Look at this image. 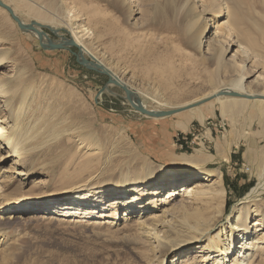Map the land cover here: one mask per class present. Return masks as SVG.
<instances>
[{
    "label": "rangeland",
    "instance_id": "374dc122",
    "mask_svg": "<svg viewBox=\"0 0 264 264\" xmlns=\"http://www.w3.org/2000/svg\"><path fill=\"white\" fill-rule=\"evenodd\" d=\"M5 1L24 21L35 19L59 30L57 35L41 28L52 39L75 36L83 41L104 65L129 79L147 104L159 99L183 107L215 85L243 76L245 84L252 83L257 76L255 54L264 49V0ZM216 18L231 22V38L223 29L203 34ZM82 25L89 30L85 36L79 33ZM0 30L3 47L11 50L0 75L20 67L50 92L63 86L74 112H80L81 125V135H65L64 151L59 144L48 148L52 154L43 168L29 177L18 176L0 193V209L21 199H38L40 204L0 222V264H152L153 253L133 220L63 216L51 207H63L71 193L81 191L87 194V204H77L93 205L94 200L98 208L112 209L115 197L122 196L117 191H122L121 172L126 167L186 173L197 165L222 171L224 201L215 199L205 207L207 212H231L255 186L264 157V131L247 108L221 110L214 105L213 116L204 122L195 120L186 131L171 133L162 123L176 117L140 114L116 85L109 88L113 92L100 93L109 77L80 63L74 54L78 48H42L38 37L21 30L1 6ZM232 38L247 45L248 56H232L237 48L229 45ZM221 55L223 64L218 67ZM174 181L177 186L170 187L171 180H165L161 194L169 198L171 188L183 189L179 187L183 182ZM174 195V200L180 198L179 193Z\"/></svg>",
    "mask_w": 264,
    "mask_h": 264
},
{
    "label": "bare ground",
    "instance_id": "6f19581e",
    "mask_svg": "<svg viewBox=\"0 0 264 264\" xmlns=\"http://www.w3.org/2000/svg\"><path fill=\"white\" fill-rule=\"evenodd\" d=\"M4 4L13 10L23 24L30 25L33 22L41 24L35 19L30 23L24 21L12 5L0 0V6L6 9L12 18L11 12ZM216 19L213 26H206L203 34L209 33L211 28L216 29L213 33L223 29L231 38L232 31L229 28V26L233 27L231 22L220 23L218 18ZM38 27L42 30V27ZM50 27L57 30L53 26ZM21 30L38 37L34 31L23 28ZM79 31L84 36L89 32L84 25ZM70 38L79 45L82 59L89 61L90 56L92 58V61H89L90 66L102 69L103 73L105 72L112 79L106 91L113 92L109 89L113 85L123 88L124 91L128 90L130 96H127L125 91L127 101L144 116L157 119L166 116L176 117L171 121L174 128L186 131L193 121L204 122L207 117L213 116L214 105L221 110L238 108L242 111L247 108L250 118L257 119L264 131V49L257 50L255 54L253 67L257 76L254 82L245 84L244 76L227 81L223 85H215L192 103L179 107L170 106L159 99H154L148 104L144 103L129 79H124L112 66L104 65L89 51L83 41L76 40L75 36ZM3 39L0 30V69L10 62L11 50L3 47L5 44ZM209 39L205 41L208 42ZM44 41L48 43L49 39L45 37ZM229 45L237 46L232 56L249 55L250 50L244 43L232 38V43ZM216 63L218 67L222 66V55L218 56ZM239 66L245 68L242 63ZM51 91L38 85L20 67H16L12 73L0 75V193L18 176L29 177L36 170L43 168L47 158L52 154L48 148L52 149L54 145L59 144L64 151L65 135L70 137L75 134L81 135L80 112H74L71 101L66 98L69 90H65L60 85L58 89ZM139 108H142V111ZM229 121L234 123L232 118ZM181 158L186 163L192 162L189 157ZM196 159L200 160L198 157ZM260 164L262 165L255 186L227 214L224 210L213 212L205 210V207L215 199L224 201L226 190L222 171L217 169L206 171L197 165L186 173H176L168 168L155 170L148 167L144 169L126 167L121 172L122 191L121 193L117 191V194L123 197H115L116 205L110 210L98 208L94 200L91 201L93 205L77 204L83 201L87 204V194L81 191L71 193L63 207H51L63 216L78 215L95 218L105 216L111 218L110 222L119 217L120 220H133L144 242L153 253L152 264H198L199 260L202 264H264V204L262 203L264 157ZM167 178L172 182L166 183L171 185L170 187L177 186L174 184V178L183 182L178 185L183 188L178 192L176 189H170L169 198L161 194L166 188L163 183L168 180ZM161 189L163 190L160 191ZM96 192L100 193L101 190ZM176 193L180 194V198L174 200ZM46 201L50 203L51 199ZM39 205L38 199L15 201L0 209V222L19 216L14 215L18 210H27L30 206ZM120 205H122V214L119 213ZM157 206L161 208L156 210ZM151 208L153 212H150ZM131 212L134 216L129 217ZM225 214L226 223L223 222ZM252 222L254 224L251 225Z\"/></svg>",
    "mask_w": 264,
    "mask_h": 264
},
{
    "label": "water",
    "instance_id": "95a60500",
    "mask_svg": "<svg viewBox=\"0 0 264 264\" xmlns=\"http://www.w3.org/2000/svg\"><path fill=\"white\" fill-rule=\"evenodd\" d=\"M5 6L11 12L13 18L19 23L21 28L31 30V31H34L35 33H37L38 39H39V42H40V45L42 48L47 49V50H50V49L56 50V49H66V48L69 49L71 47H76V48H78V50H80L79 45L74 40H72L70 37L61 36V40L59 39L60 41L56 40L57 42H55L54 41L55 39H52L45 30H43V31L39 30L38 26L42 27L43 29L48 28L49 30H51L53 33H55L57 35H59V30H54L50 26L43 25V24H37L34 22L30 25H25L21 22L20 18L15 15L13 10L9 6H7V5H5ZM45 37L49 39L48 43H45V41H44ZM74 54L76 55L77 60L80 63H82L84 66H87L91 70H97V71L103 72L102 69H100V68H95V67L90 66L89 61H87L86 59H82L81 58V51H78L77 53L74 52ZM111 82H112V79L109 78V83H111ZM109 83L103 88V90L100 93H103L104 91H106V88L109 85ZM125 91L127 92V96H130V92L128 90H125ZM136 108H138V107H136ZM189 108H187V109H189ZM140 110L142 111V108Z\"/></svg>",
    "mask_w": 264,
    "mask_h": 264
},
{
    "label": "crops",
    "instance_id": "0c3cea01",
    "mask_svg": "<svg viewBox=\"0 0 264 264\" xmlns=\"http://www.w3.org/2000/svg\"><path fill=\"white\" fill-rule=\"evenodd\" d=\"M166 117H169V116H166ZM164 118V117H163ZM159 119V118H158ZM162 125H163V129H165L166 131H170L171 133H173V131H175V130H178V129H176V128H174V126H173V124L171 123V121L169 122V121H166V122H164V124L162 123ZM180 130V129H179ZM182 131V130H181ZM173 136V135H172ZM148 149H149V147H148ZM154 151L155 150H153V152H152V150H151V152L152 153H154ZM155 152H157V151H155ZM158 153H160V152H158Z\"/></svg>",
    "mask_w": 264,
    "mask_h": 264
}]
</instances>
